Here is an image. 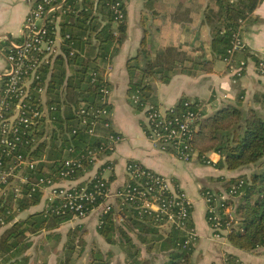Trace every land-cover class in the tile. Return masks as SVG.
<instances>
[{
    "label": "trees",
    "instance_id": "16d2710c",
    "mask_svg": "<svg viewBox=\"0 0 264 264\" xmlns=\"http://www.w3.org/2000/svg\"><path fill=\"white\" fill-rule=\"evenodd\" d=\"M115 1L65 0L61 14L54 12L46 18L44 26L50 37L57 34L69 36L66 42H61L49 72L45 104L51 122L46 130L47 137L38 141L30 150L32 157L44 156L46 161L26 170L30 181H35L39 176L53 181L61 178L72 180L81 176L96 162L95 158L91 159V151L104 147L108 136L116 133L112 125L109 128L103 127L102 123L107 118L100 112L103 107L111 110L109 100L102 101L101 86L111 90L105 68L118 52L127 31L125 16L121 21H115V12L111 8ZM260 1L207 0V6L202 12V23L209 27L213 54L211 58L197 57L174 45L162 46L151 55L143 40L139 51L144 57L143 64L140 65L135 56L127 65L130 76L127 95L133 108L144 111L146 106L158 105L152 101L151 79L166 83L175 73H210L217 58L227 61L230 66L235 54L245 49L228 53L233 36L238 28L242 30L245 24L253 20V11ZM241 21L243 24L239 27ZM243 54L247 55L245 52ZM254 60L256 64L257 57ZM44 72L47 73L48 69ZM186 101L189 102L188 106L184 105ZM254 101L258 103L257 107H243L242 99L238 98L235 104H225L211 115L205 114L200 102L188 98H181L171 106L174 112L190 108L199 114L198 128L194 131L191 142V149L198 156L202 157L204 152H216L219 158L214 165L228 170L254 166L249 174L223 177L220 179V188H207L202 192L203 196L209 197L208 204L214 206L222 228L227 230L226 240L247 251L264 248V93L255 94ZM84 118L87 121L82 123ZM91 120L97 122V132L92 134L88 132V121ZM144 130H147L146 126ZM168 146L170 145L166 147ZM169 148L174 150L172 146ZM102 152L109 153L104 149ZM68 158L77 159L80 166H73L72 172L60 177V171L66 169L63 161ZM108 164L110 163L105 162L103 166ZM111 179V176L106 179L108 186ZM94 183L95 180L86 179L76 186L85 185L89 190ZM223 192L231 195L220 199L218 196ZM10 193L0 200V217L5 221L13 217L11 210L20 211L37 204L42 191L32 188L30 183H24L16 197L12 191ZM118 202L117 209L112 206L109 212L102 215L97 227V232L106 242L115 243V235L119 233V243H124L121 246L124 260L113 264H195L192 261L195 244H184L185 236L182 231L168 228L163 236L159 233V223L163 219L158 218L159 221L155 223L154 214L138 207L137 203L126 204L120 197ZM58 203L59 199H55L49 209L44 207L30 213L1 231V263L28 264L25 252L31 245V235L42 229L57 227L72 218V212L68 208L58 213L52 210ZM91 205L92 203L84 202V209L89 211ZM226 206L231 207L229 213L224 210ZM205 214L209 216V213ZM115 216L122 217L123 222L116 224ZM188 222L193 225L191 217ZM121 226L135 232L141 242L147 241L152 247L159 245L160 250L164 251V257H141L140 248ZM78 231H68L63 254L57 264H75L81 256L86 241L84 234ZM224 257L223 264H245L231 253H226ZM112 260L111 251L103 252L99 248H92L85 264H112Z\"/></svg>",
    "mask_w": 264,
    "mask_h": 264
},
{
    "label": "crops",
    "instance_id": "0c3cea01",
    "mask_svg": "<svg viewBox=\"0 0 264 264\" xmlns=\"http://www.w3.org/2000/svg\"><path fill=\"white\" fill-rule=\"evenodd\" d=\"M33 2L34 0H0V72L5 68L6 38L15 40L20 38L23 20ZM124 5L126 37L105 68L111 88L110 120L112 129L121 136V140L115 144L114 150L107 157L94 162L81 176L72 180H60L59 185L69 187L84 182L98 170L101 171L105 162H109L111 168L102 170V176L106 179L112 177L109 181L107 200L114 209H117L118 191L127 180L126 163L130 160L140 162L146 168L171 178L190 200L191 220L197 234L196 253L199 252L198 258L201 259L196 264H223L226 253L237 256L245 264H263L264 248L242 250L231 245L226 237L217 238L213 235L206 220V203L202 195L204 189L220 188V179L223 177L249 174L254 166L234 170L217 168L214 164L219 155L213 151L204 152L202 157L194 153L189 160L179 158L175 151L169 148L170 146L162 148L146 135L144 111H136L127 95L130 81L127 65L135 56L138 57V63L143 64L144 57L139 54L143 40L151 55L162 46L174 45L197 57H212L209 27L202 23V12L207 6V0H124ZM55 38L59 51L62 38L60 34ZM241 38L245 49L235 54L230 66L227 61L217 58L210 73L197 75L175 73L166 83L159 79H151L152 101L166 109L177 104L181 98H188L200 102L206 115L213 114L225 104H235L238 98L242 99L243 107H257L258 103L254 101V96L257 93H264V75L257 72L254 58L259 56L264 48V0H261L254 9L253 20L244 25ZM244 52L246 56L242 55ZM239 68L241 73L238 75ZM197 128L198 122L195 130ZM47 198L42 192L37 204L24 210L12 211L13 217L6 221V225L0 226V233L15 220L42 210L48 201ZM101 210L102 205H99L83 218H71L57 227L42 229L31 235V245L25 252L29 259L28 264H57L63 254L67 233L72 229H78V233L84 234L86 241L83 252L75 264H85L90 258L92 248H99L103 252L111 251L112 264L122 262L125 255L121 246L124 243L121 242L120 245L119 233L115 235V243L111 244L97 232ZM115 222L116 224L123 222L122 217L115 216ZM123 228L140 248L141 257L151 259L164 257V251L160 250L159 245L152 247L147 241L141 242L135 232ZM167 231L166 226H159V233L163 236ZM255 253L261 254L256 256Z\"/></svg>",
    "mask_w": 264,
    "mask_h": 264
},
{
    "label": "built area",
    "instance_id": "2783aa9c",
    "mask_svg": "<svg viewBox=\"0 0 264 264\" xmlns=\"http://www.w3.org/2000/svg\"><path fill=\"white\" fill-rule=\"evenodd\" d=\"M64 1L34 0L23 20L20 38L18 40L6 38L5 68L0 72V200L5 199L11 191L16 197L20 192L21 184L30 183L32 188H39L48 197L45 204L47 209L51 207L55 199H59V203L54 205L52 210L58 213L68 208L72 212V218H83L102 205L99 224L102 215L112 209L111 203L107 200L109 186L102 176V170L110 169V164L88 179V181L95 180L92 189L89 190L85 185L62 187L58 183L60 180L53 181L44 176L30 181L26 174V170H31L38 163L45 161L44 157H32L30 154L31 148L47 137L46 130L51 122L48 107L45 104L46 86L58 51L56 38L49 36L44 23L50 14L63 12ZM111 8L115 12V21H121L125 16L124 0H116L111 4ZM242 24L243 21L240 22L239 27ZM68 36V34L61 36V42H66ZM242 48H244V42L241 38V29L238 28L228 53L232 54L234 50ZM255 66L257 72L264 75V48L257 56ZM45 69H48L47 73L44 72ZM240 73L239 68L237 74ZM101 91L102 101L107 102L111 90L109 87L101 86ZM184 105L188 106L189 102H184ZM100 112L107 118V121L102 123L103 127L109 128L112 125L111 110L103 107ZM144 115L147 127L145 133L151 140L157 142L162 148L167 145L172 146L176 156L181 159L189 160L193 156L191 142L199 118L196 111L186 108L180 112H174L171 107L163 109L157 105L146 106ZM86 121L87 119L84 118L82 123ZM88 126L89 133L97 132L96 121H88ZM120 140L121 136L117 132L108 136L104 147L91 151V159L95 158L97 161L107 157ZM103 149L108 150L109 153L102 152ZM97 155L98 158H96ZM206 161L209 162V160ZM63 164L66 169L60 171V177H65L72 172L73 166H80L79 161L74 158L64 160ZM125 170L127 180L118 191V197L126 204L137 203V206L146 212H152L155 223L159 221L158 218L163 219L159 226L173 227L182 231L185 236L184 244H195L197 234L193 225L188 222L192 204L182 188L171 178L156 173L137 161H128ZM61 180L65 179L61 178ZM230 195L231 193L223 192L218 197L224 199ZM203 198L206 203L205 213H209L206 220L210 224L213 235L219 237L224 231L219 215L214 206L208 204L209 197L206 195ZM84 202L92 203L89 211L84 209ZM224 210L228 212L231 207L226 206ZM2 225H6V221L0 217V226Z\"/></svg>",
    "mask_w": 264,
    "mask_h": 264
},
{
    "label": "rangeland",
    "instance_id": "374dc122",
    "mask_svg": "<svg viewBox=\"0 0 264 264\" xmlns=\"http://www.w3.org/2000/svg\"><path fill=\"white\" fill-rule=\"evenodd\" d=\"M254 169V168H253ZM210 225V224H209ZM226 232H227V230H224L223 231V233L219 236V237H217V238H220V237H225V234H226ZM196 244V243H195ZM197 246L195 245V250H194V252H193V254H192V261L196 264V263H198V261L199 260H201L200 258H198L199 257V252L198 253H196V250H197V248H196ZM262 252V251H261ZM256 254V256H257V254H261V253H255ZM262 254H264V252L262 253ZM82 259H83V257H81ZM203 262H204V260H203ZM80 264V263H79ZM82 264V263H81Z\"/></svg>",
    "mask_w": 264,
    "mask_h": 264
}]
</instances>
